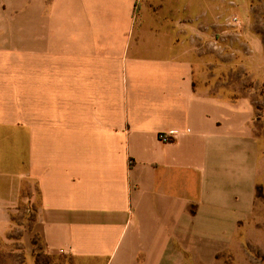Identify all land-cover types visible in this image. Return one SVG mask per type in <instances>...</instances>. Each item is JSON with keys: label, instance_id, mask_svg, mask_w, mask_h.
<instances>
[{"label": "crops", "instance_id": "0c3cea01", "mask_svg": "<svg viewBox=\"0 0 264 264\" xmlns=\"http://www.w3.org/2000/svg\"><path fill=\"white\" fill-rule=\"evenodd\" d=\"M140 1L0 0V234L27 198L51 258L226 264L257 208L260 116L138 28Z\"/></svg>", "mask_w": 264, "mask_h": 264}, {"label": "rangeland", "instance_id": "374dc122", "mask_svg": "<svg viewBox=\"0 0 264 264\" xmlns=\"http://www.w3.org/2000/svg\"><path fill=\"white\" fill-rule=\"evenodd\" d=\"M179 1H140L136 26L165 29L170 32V42L182 39L195 61L196 80L202 87L218 95H247L253 100L260 116L256 126L261 148L258 203L239 234L242 252L228 255L225 263L264 264V0ZM27 2L31 5L33 0ZM18 3L10 0V10L17 12ZM178 6L182 17L173 18ZM189 15L193 19L183 18ZM32 203L33 199L25 198L20 209L10 212L11 224L0 234V264H82L81 260L51 258L40 251Z\"/></svg>", "mask_w": 264, "mask_h": 264}, {"label": "built area", "instance_id": "2783aa9c", "mask_svg": "<svg viewBox=\"0 0 264 264\" xmlns=\"http://www.w3.org/2000/svg\"><path fill=\"white\" fill-rule=\"evenodd\" d=\"M160 138L163 140V141H170V134L169 133H162L160 135Z\"/></svg>", "mask_w": 264, "mask_h": 264}]
</instances>
